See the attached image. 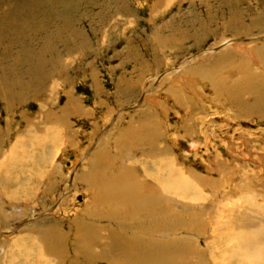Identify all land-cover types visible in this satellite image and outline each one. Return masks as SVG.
Here are the masks:
<instances>
[{
  "label": "rangeland",
  "instance_id": "rangeland-1",
  "mask_svg": "<svg viewBox=\"0 0 264 264\" xmlns=\"http://www.w3.org/2000/svg\"><path fill=\"white\" fill-rule=\"evenodd\" d=\"M263 61L264 0H0V264H36L43 244L62 264H110L96 246L102 258L75 255L78 222L127 247L130 228L144 238L138 218L91 212L87 177L104 159L158 189L169 162L188 180L167 193L171 224L154 237L188 257L171 246L166 262L228 264L238 234L260 240Z\"/></svg>",
  "mask_w": 264,
  "mask_h": 264
},
{
  "label": "bare ground",
  "instance_id": "bare-ground-1",
  "mask_svg": "<svg viewBox=\"0 0 264 264\" xmlns=\"http://www.w3.org/2000/svg\"><path fill=\"white\" fill-rule=\"evenodd\" d=\"M262 71H264V68ZM246 73L247 74H245L244 76L248 78L243 79V81L248 80V82L250 83L252 82L253 84V81H255L254 79L257 78V75L256 74L252 75L253 73L249 70H247ZM219 76L220 75L217 76L218 79L214 80L216 83H214V81L212 80L215 87L217 86L221 87L225 82L223 81V78L221 79L219 78ZM154 140L156 139L154 138ZM114 165L112 162L108 163V161L104 159L100 161L99 163L98 161L95 162L93 167L90 169L91 172L88 174V177H87V182H88L87 191L92 196L94 204H97V203L100 204V207L97 204L96 209L91 210V212L95 215V218H98V217L99 218L108 217V218H113V219L116 218L118 220L117 222H121L123 226H127L124 224L133 222L134 220L138 218L139 220H141V222L144 221L148 224V227L144 229L145 236L144 238H142L141 234L143 233L139 232V229L132 230L130 226L129 227L130 230L134 232V236L136 237L133 238L134 244L133 245L130 244V246L127 247V240L126 239H119V240L116 239L115 235L112 233V230H111L110 235H107L109 236L108 238L109 240L107 239V241H105L106 240V239L104 240L105 237L101 238L100 235H97V233H99L98 232L99 230H97L96 225L92 226V225H89V223L80 224L78 222L76 226L78 227L79 231L81 230V232L78 231V233L76 234L77 235L76 239L78 241H76L75 243H77L78 245L74 252L75 255L78 258H80L82 257L81 254H84L83 259L81 261L85 262L86 260L89 263L94 259L105 257L108 259L110 258L109 259L110 264H191L190 262L184 261L186 259L184 257L187 256V253H185L186 252L185 250L179 248V246L181 245H178V240L177 242L175 240V242L171 246L173 247L177 246V249L178 248L180 249V251L178 250L177 252L183 253L184 257L183 259L180 258L181 260L179 263H177L176 261H175L176 263L175 262L173 263L172 260L171 262H166L167 260L166 255L170 252V248H171L167 240H166L167 242L165 241L166 245L162 244L161 246L156 245L158 243L154 241V237L156 236L155 234L161 233V232L167 233L166 232V230H168L167 227L171 224L170 215H169V207L167 205L168 204L167 203L168 202L167 193L169 191L176 192L178 190L179 191L181 190L182 192L187 191L190 185L188 180L186 178L184 179L180 171L177 170L178 168L176 165H174V163L169 162L167 163V165H165L167 174H164V176H161V174H159V176H156L158 181L160 180L159 181L160 189H158L156 186H154L155 184H152L150 181H148L147 183L137 182L138 180L135 177V174L133 175V174L127 173L124 175H119V173H117L119 171L117 170H116L117 172L116 171L111 172L112 170L107 171L108 169L112 168ZM54 167H55L54 171L47 178L49 180V182L47 183V189L50 188L49 190L50 192L52 189L55 190L53 188L54 186L53 184L55 183V181L52 177V174H54L56 171H59L57 170V167L55 165ZM73 185L74 184H72L71 187H73ZM248 190L249 189H246V191L248 192L247 196L248 195L252 196L253 193H251ZM64 191L67 192L65 188L63 192ZM16 192H14L13 195L11 196L14 199L19 196V193L18 192L16 193ZM259 194L258 196L260 197L261 195ZM1 214H4V213H1ZM103 214H106V215H103ZM146 223L144 224L147 225ZM118 226H120V223ZM119 228L122 233L124 229H122L121 226ZM50 230L51 228L48 231ZM149 232H150V235H149ZM43 236L45 235L41 234L38 238L40 237L44 238ZM140 236L141 238H139ZM16 237L21 238V239L24 238L19 235H16ZM251 237L252 236L248 235L247 233H241V234H238V236H236V243L237 244L239 243V244L236 245L235 248L231 250V252H229L227 255H224L223 257L225 261H227L228 264H229V259H227L226 256L229 257L230 259L240 256V260L236 264H264V233L260 240L258 239L256 240L253 238L251 239ZM14 239H17V238H12V240ZM10 240L11 239H9V241ZM43 240L47 241V239L46 240L43 239ZM43 246L45 245L43 244ZM43 246H39V253L36 255V257L38 258L35 259L37 260L36 264H62L63 258L65 259L64 254L62 255V253L64 252L61 253V251L59 250L60 247L58 245L52 244L49 247L48 246L43 247ZM92 246L93 247L96 246L97 248L99 247V249H104V255L102 257L91 255L88 252V249ZM232 261L233 260H231V263L233 264L234 262ZM76 263L79 264V261L76 260ZM76 263H73V264H76ZM10 264H32V263L29 261V259L23 262L20 261L19 259H16L14 261H11Z\"/></svg>",
  "mask_w": 264,
  "mask_h": 264
},
{
  "label": "water",
  "instance_id": "water-1",
  "mask_svg": "<svg viewBox=\"0 0 264 264\" xmlns=\"http://www.w3.org/2000/svg\"><path fill=\"white\" fill-rule=\"evenodd\" d=\"M237 41V40H236Z\"/></svg>",
  "mask_w": 264,
  "mask_h": 264
}]
</instances>
